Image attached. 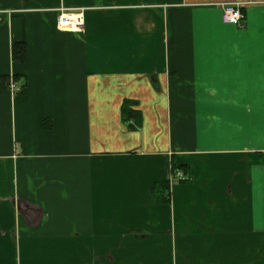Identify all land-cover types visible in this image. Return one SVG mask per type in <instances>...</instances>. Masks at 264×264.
Returning a JSON list of instances; mask_svg holds the SVG:
<instances>
[{
    "label": "crops",
    "instance_id": "0c3cea01",
    "mask_svg": "<svg viewBox=\"0 0 264 264\" xmlns=\"http://www.w3.org/2000/svg\"><path fill=\"white\" fill-rule=\"evenodd\" d=\"M0 76V264H264V0H0Z\"/></svg>",
    "mask_w": 264,
    "mask_h": 264
},
{
    "label": "trees",
    "instance_id": "16d2710c",
    "mask_svg": "<svg viewBox=\"0 0 264 264\" xmlns=\"http://www.w3.org/2000/svg\"><path fill=\"white\" fill-rule=\"evenodd\" d=\"M23 54V45L21 43H16L13 44V49H12V55L15 60H21ZM14 81H16L17 77L14 75L13 76ZM0 82L3 83L4 85L10 84L9 79L7 76H0ZM136 101L132 99H125L122 101L121 106H120V111L122 114L123 119L126 120H137L140 118V111L138 109H132V106H134ZM136 123H138L136 121ZM130 126V125H129ZM170 169H171V175L174 178L176 171H181L183 174L187 175V167L179 162L177 157L173 154L171 155L170 159ZM185 180V179H184ZM178 181H183V180H178ZM159 186V191L157 190V187ZM156 185L154 188V191H158L159 195H162L163 198L160 200V202H167L168 201V195H169V186L167 185ZM162 186V187H160Z\"/></svg>",
    "mask_w": 264,
    "mask_h": 264
},
{
    "label": "built area",
    "instance_id": "2783aa9c",
    "mask_svg": "<svg viewBox=\"0 0 264 264\" xmlns=\"http://www.w3.org/2000/svg\"><path fill=\"white\" fill-rule=\"evenodd\" d=\"M244 16L238 5L226 4L222 10V21L226 24L240 26ZM83 25V18L78 14L60 13L56 17V26L60 30H81ZM11 89L15 88V84L11 82L9 84ZM174 180H184L185 175L181 171H176Z\"/></svg>",
    "mask_w": 264,
    "mask_h": 264
},
{
    "label": "snow or ice",
    "instance_id": "6c2138e0",
    "mask_svg": "<svg viewBox=\"0 0 264 264\" xmlns=\"http://www.w3.org/2000/svg\"><path fill=\"white\" fill-rule=\"evenodd\" d=\"M261 211H262V213H264V203H262V205H261Z\"/></svg>",
    "mask_w": 264,
    "mask_h": 264
}]
</instances>
